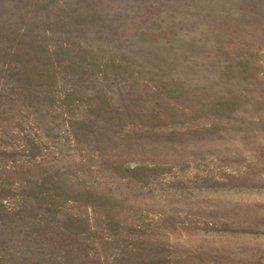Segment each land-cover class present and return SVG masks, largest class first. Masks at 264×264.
<instances>
[{
	"label": "rangeland",
	"instance_id": "obj_1",
	"mask_svg": "<svg viewBox=\"0 0 264 264\" xmlns=\"http://www.w3.org/2000/svg\"><path fill=\"white\" fill-rule=\"evenodd\" d=\"M0 264H264V0H0Z\"/></svg>",
	"mask_w": 264,
	"mask_h": 264
}]
</instances>
